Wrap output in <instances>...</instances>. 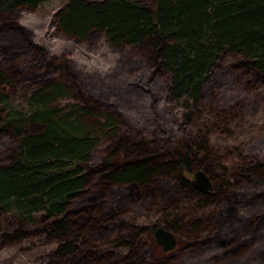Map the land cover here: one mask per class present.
Wrapping results in <instances>:
<instances>
[{"label": "trees", "instance_id": "1", "mask_svg": "<svg viewBox=\"0 0 264 264\" xmlns=\"http://www.w3.org/2000/svg\"><path fill=\"white\" fill-rule=\"evenodd\" d=\"M40 2L0 0L1 240L55 243L36 264H186L209 248L218 250L200 264H264V207L242 208L264 201V124L232 135L248 110L264 112V0H66L55 11L65 37L120 52L121 70L103 78L165 104L170 143L151 149L139 130L115 140L117 116L83 105H114L93 75L66 58L50 64L19 20ZM49 67L60 79L37 87L29 108L13 107L1 84L39 85ZM223 68L235 73L226 90L216 77ZM66 95L78 104L61 105ZM214 136L233 141L220 146ZM196 169L210 174V192L192 184ZM158 224L175 233L176 248L152 251Z\"/></svg>", "mask_w": 264, "mask_h": 264}, {"label": "rangeland", "instance_id": "2", "mask_svg": "<svg viewBox=\"0 0 264 264\" xmlns=\"http://www.w3.org/2000/svg\"><path fill=\"white\" fill-rule=\"evenodd\" d=\"M65 2L66 0H41L34 10L25 8L21 9L19 20L24 26L31 29L33 40L44 48L46 56L50 59V64L53 61L57 62L64 58L69 59L74 69L80 73L93 75L92 78L94 79L92 80V83H90L96 92L103 91L113 100L114 105H94L85 103H83V105L87 106L93 112L97 110L107 111L117 116L120 121V129L118 132L119 134L114 138L115 140H117L121 134H127L129 137L134 138L139 130V132H143L146 136L147 141L143 143L147 148H159L170 143V137L168 136L172 131V125L170 122L171 114L165 110V104L161 105L154 103L153 98L140 88L129 89L126 86L119 88L117 87L119 84L116 81H108L106 79L107 77L103 78L104 75L113 68L121 70L120 63H118L121 55L118 50L113 49L110 45L104 42L97 46L87 47L84 42L67 38L56 31L52 21L53 15L58 8L64 5ZM2 66H4V61L0 59V67ZM17 66H20L22 70H25V67L19 61L17 62ZM44 67L48 68L47 65H44ZM50 68L51 67L48 69L49 73L45 74L46 78L42 76L38 82L39 85L36 86L28 83L30 82V78H25L24 81H22L23 83L17 80L15 83L5 82L3 85L1 84V90H4V94L10 97L13 107L22 109L29 108L30 94H32L37 87L45 82L60 79V75L53 74ZM22 73L20 74H22L23 77H28L30 75L25 71H22ZM49 75L51 76L47 78ZM234 76L235 73L227 71L224 68L222 70L220 69L216 74V77L219 78V89L226 90L225 87L227 85L231 86L233 84ZM227 93L228 96H230L229 100H231V94H229L230 91L227 90ZM58 100L61 105L67 104L75 106L78 104L74 102L69 95L61 97ZM262 111L261 107L260 109L254 107L253 109L251 108V110H248L246 112L247 115H245L247 122L243 123L238 128L235 127V133L232 135L238 137V139H244L245 136L257 133L258 127L262 125L261 123L264 124V112ZM98 119L104 120L102 116ZM172 137L173 134L171 135V138ZM212 139L215 144L220 146L223 144H230L233 141L232 137L229 136H214ZM110 141V139L105 138L102 146L109 144ZM215 171L218 172L217 170ZM211 181L213 186L212 178ZM197 195V197H204V194L201 193ZM258 206L264 207V201H258L253 205L249 204L242 208L247 211L252 210L253 208H258ZM131 207H133V210L140 209V206L136 203H131ZM141 214V220H148V213L142 211ZM157 226L162 225L158 224ZM157 226H155L152 231V251L166 252V250H163L162 247L155 242L154 229ZM55 245V243H52L51 245L46 246L42 244L36 236L27 237L19 242L2 241L0 238V264H36L37 255L46 250L48 251ZM177 246L178 240L172 249ZM255 246H259L258 240L255 243ZM217 250L218 249L215 248H209L201 255L190 254L184 261L186 264H200L198 261H202L203 256L210 254L209 256L211 258V254L215 253ZM254 250L255 249L253 248V251ZM253 253L254 252H250V254ZM246 256L248 257L247 253ZM251 262H253V260H251ZM203 263L205 264V262ZM207 263L209 264L208 261Z\"/></svg>", "mask_w": 264, "mask_h": 264}, {"label": "water", "instance_id": "3", "mask_svg": "<svg viewBox=\"0 0 264 264\" xmlns=\"http://www.w3.org/2000/svg\"><path fill=\"white\" fill-rule=\"evenodd\" d=\"M191 182L195 188L203 193H208L211 190V177L203 169H196L193 171ZM154 237L155 242L159 244L163 250L172 249L177 242L175 233L163 226H157L154 229Z\"/></svg>", "mask_w": 264, "mask_h": 264}, {"label": "flooded vegetation", "instance_id": "4", "mask_svg": "<svg viewBox=\"0 0 264 264\" xmlns=\"http://www.w3.org/2000/svg\"><path fill=\"white\" fill-rule=\"evenodd\" d=\"M212 188V187H211Z\"/></svg>", "mask_w": 264, "mask_h": 264}]
</instances>
